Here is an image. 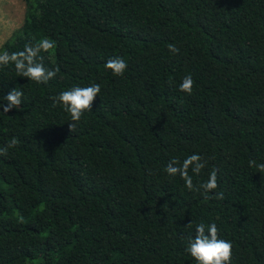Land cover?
<instances>
[{
  "label": "trees",
  "instance_id": "16d2710c",
  "mask_svg": "<svg viewBox=\"0 0 264 264\" xmlns=\"http://www.w3.org/2000/svg\"><path fill=\"white\" fill-rule=\"evenodd\" d=\"M22 26L0 51L51 38L48 84L0 69V264H196L199 223L233 244L231 264H264V0H24ZM175 44L179 54L168 45ZM128 62L123 76L105 68ZM193 93L179 90L183 77ZM101 85L76 129L50 97ZM0 103H6L0 99ZM199 153L189 191L165 168ZM191 223V227H189Z\"/></svg>",
  "mask_w": 264,
  "mask_h": 264
},
{
  "label": "clouds",
  "instance_id": "9594fccd",
  "mask_svg": "<svg viewBox=\"0 0 264 264\" xmlns=\"http://www.w3.org/2000/svg\"><path fill=\"white\" fill-rule=\"evenodd\" d=\"M56 43L48 37L33 44L31 41L25 43L23 50L0 51V69L14 66L18 76L27 78L29 81L37 84H48L49 81L56 78L60 68L46 67L44 57L41 53H49L56 48ZM168 50L172 54H179L180 49L170 43ZM105 68L112 71L114 76H123L128 69V62L119 56L111 57L105 62ZM195 81L189 74L183 77L179 84L181 92L191 95L193 93ZM101 92V85L92 83L86 87L74 86L68 90L59 92L56 96L50 97L53 106L62 105L63 109L70 114L69 128L73 132L77 124L81 121L85 112L92 110V104ZM24 92L17 88H12L6 97L0 98L6 103H0L3 112H10L12 109H19L22 104ZM18 144L16 137H12L10 143L0 148V155L6 156L9 148H14ZM207 161L199 153L188 155L183 162L178 159H172L167 164L165 171L169 176L179 175L185 182V187L189 191L199 192L203 189L204 194L215 192L218 185V169L213 167L208 174V179L198 186L194 184L192 175L199 176L206 167ZM249 165L258 168L260 173H264V163L257 164L255 160H250ZM209 199L224 200V192H215L214 197ZM191 227V223H189ZM185 251L194 259L196 264H231L233 257V244L231 241L222 239L219 236V229L215 223L205 225L199 223L195 227V234L187 237Z\"/></svg>",
  "mask_w": 264,
  "mask_h": 264
},
{
  "label": "rangeland",
  "instance_id": "374dc122",
  "mask_svg": "<svg viewBox=\"0 0 264 264\" xmlns=\"http://www.w3.org/2000/svg\"><path fill=\"white\" fill-rule=\"evenodd\" d=\"M24 0H0V47L23 24Z\"/></svg>",
  "mask_w": 264,
  "mask_h": 264
}]
</instances>
